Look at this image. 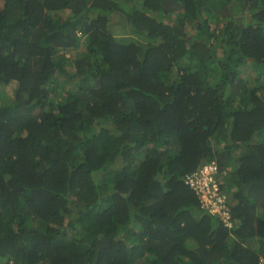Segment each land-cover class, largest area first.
<instances>
[{"label": "trees", "instance_id": "16d2710c", "mask_svg": "<svg viewBox=\"0 0 264 264\" xmlns=\"http://www.w3.org/2000/svg\"><path fill=\"white\" fill-rule=\"evenodd\" d=\"M2 89L6 264H264V0H0Z\"/></svg>", "mask_w": 264, "mask_h": 264}, {"label": "built area", "instance_id": "2783aa9c", "mask_svg": "<svg viewBox=\"0 0 264 264\" xmlns=\"http://www.w3.org/2000/svg\"><path fill=\"white\" fill-rule=\"evenodd\" d=\"M219 166L215 159L201 163L195 170L186 174L185 185L194 190L199 197L200 207L212 215H218L224 225H232L227 206V197L217 178Z\"/></svg>", "mask_w": 264, "mask_h": 264}, {"label": "rangeland", "instance_id": "374dc122", "mask_svg": "<svg viewBox=\"0 0 264 264\" xmlns=\"http://www.w3.org/2000/svg\"><path fill=\"white\" fill-rule=\"evenodd\" d=\"M113 22L118 24L120 22V20L118 19V17L114 16L113 19H112V23ZM120 29H121V27H115L114 28V34L118 35V36H123V35L128 34V32L124 33ZM126 37H128V35H126ZM5 91L3 89H2V91H0V101L8 100L10 98L9 97L10 94L7 91L6 92ZM263 213H264V210L263 211H259V214H263ZM5 261H6V259L0 258V264H6Z\"/></svg>", "mask_w": 264, "mask_h": 264}]
</instances>
